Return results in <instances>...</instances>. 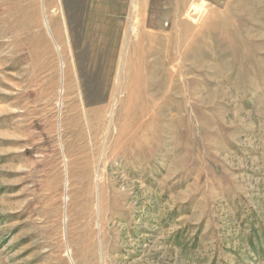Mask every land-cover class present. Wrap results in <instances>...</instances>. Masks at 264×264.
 Here are the masks:
<instances>
[{"label":"rangeland","instance_id":"1","mask_svg":"<svg viewBox=\"0 0 264 264\" xmlns=\"http://www.w3.org/2000/svg\"><path fill=\"white\" fill-rule=\"evenodd\" d=\"M0 264H264V0H0Z\"/></svg>","mask_w":264,"mask_h":264}]
</instances>
